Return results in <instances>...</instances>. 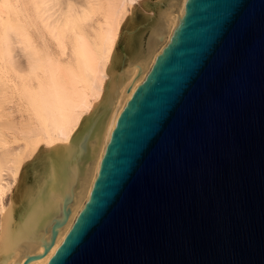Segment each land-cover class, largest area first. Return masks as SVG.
Here are the masks:
<instances>
[{
	"label": "water",
	"instance_id": "obj_1",
	"mask_svg": "<svg viewBox=\"0 0 264 264\" xmlns=\"http://www.w3.org/2000/svg\"><path fill=\"white\" fill-rule=\"evenodd\" d=\"M34 264H264V0H187Z\"/></svg>",
	"mask_w": 264,
	"mask_h": 264
},
{
	"label": "bare ground",
	"instance_id": "obj_2",
	"mask_svg": "<svg viewBox=\"0 0 264 264\" xmlns=\"http://www.w3.org/2000/svg\"><path fill=\"white\" fill-rule=\"evenodd\" d=\"M186 3L0 0V264H34L82 214L119 115ZM138 12L148 22L124 29ZM42 153L18 204L27 164Z\"/></svg>",
	"mask_w": 264,
	"mask_h": 264
},
{
	"label": "rangeland",
	"instance_id": "obj_3",
	"mask_svg": "<svg viewBox=\"0 0 264 264\" xmlns=\"http://www.w3.org/2000/svg\"><path fill=\"white\" fill-rule=\"evenodd\" d=\"M155 1V0H154ZM143 19V20H142ZM145 18H143V16L141 15V14H139V12L137 13V15H136V21H135V23H128L127 25H125V28L124 29H132L133 27H134V25L136 24L137 26H138V28L140 27V25L141 24H144V23H146V22H148V20H146V22H145ZM143 21V22H142ZM140 22V23H139ZM137 26H135V27H137ZM124 38L125 37H122L121 38V40H120V43H119V46H118V52L121 54V56L122 55H124L125 53H127V56L130 54L129 53V51L126 49V45H125V40H124ZM127 51H126V50ZM120 64L117 66L118 67V69H119V67L120 66H122L121 65V62H119ZM84 124H86V123H84ZM83 126H85V125H83ZM79 132V131H78ZM47 160H48V155L47 154H39L38 156H36L32 161H30L31 163L28 165L27 164V167L28 168H26L27 170H26V173H25V175H24V178H23V180L20 182V187H19V189H16V193H15V197H18V198H16L18 201V204H19V201H20V195H21V193L23 192V190H24V188H25V186L29 183V184H31V183H33L34 181H35V176H36V174L34 173V170H36V169H39V170H41L42 168H43V166H44V164L47 162ZM19 194V196H17Z\"/></svg>",
	"mask_w": 264,
	"mask_h": 264
}]
</instances>
